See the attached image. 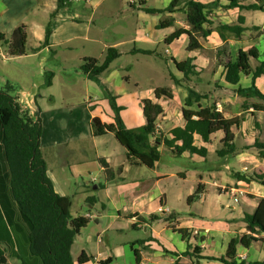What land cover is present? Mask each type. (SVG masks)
Returning a JSON list of instances; mask_svg holds the SVG:
<instances>
[{"label":"crops","instance_id":"obj_1","mask_svg":"<svg viewBox=\"0 0 264 264\" xmlns=\"http://www.w3.org/2000/svg\"><path fill=\"white\" fill-rule=\"evenodd\" d=\"M170 1L127 0V9L124 6V0H70L67 6L60 8H57V0H0V33L5 38H9L11 31L19 25H23L27 33L25 54L7 58L4 47V56L6 59H16L18 64L24 65V71L27 74L30 70L28 58L31 56H40L39 63L44 64L43 59L45 60L46 51L50 52L52 48L67 45L74 40L85 43L81 48L82 50L97 45L101 39L94 31L92 34L90 19L91 15L99 8L105 13L117 11L136 16L139 20L134 26V33L137 35L133 39L134 42L144 41L143 37L139 36L141 35L140 24L149 22L152 25V30L155 28L159 31L154 33L150 42L160 43L177 28H189L185 22L184 13L181 11L147 13L142 8L163 9ZM200 1L209 5L214 0ZM253 1L241 0V3L249 4ZM149 2L151 5H148ZM227 4L228 0H219L217 6L206 8L208 22L203 27L212 30L207 37L199 38L201 49L188 52L186 49L187 36L181 34L177 39L166 44L170 49H166L165 53H171L170 56L177 61L193 57L196 73L192 74L190 78L201 79L203 67L206 69L207 65L212 64L211 81L214 82V86H220L218 90L220 95L215 97L212 102L220 105L219 110L226 117H233L239 116L242 112L240 96L234 90L238 87H249L251 77L241 74L236 85L226 83L222 76V67L214 68L215 50L227 42L231 58L235 59L240 49L248 50L254 47L259 57L257 59L251 58L250 64L252 67L258 65L264 55V11L241 10L238 7L227 8ZM85 5H88L90 9ZM239 15L244 16L243 26L245 30L240 37L227 36L226 40L223 41L216 31L217 24L236 23ZM165 19H172L173 23L165 28H157L156 25ZM49 21L51 22V31L48 40L44 41L45 28ZM138 22L140 23L138 24ZM121 41L116 38L115 42H110L112 44L104 43L103 45L108 48L111 47L110 45H117ZM2 47L3 45L0 44V53ZM67 48L70 49V46ZM85 57L90 56L79 55V59ZM42 69L44 71L45 68ZM85 76L87 78L85 81L86 92L92 93L93 96L90 95L83 105L65 104L63 90L55 88L58 83L54 86L53 80L50 85H46L44 80L37 83L33 82L32 87H42L40 92L21 91L17 94L19 98L24 97L28 100L31 111L38 109L41 119L39 145L46 162L47 175L54 190L60 195L71 196V214L74 196L80 195L84 202L82 212L72 214L87 219L86 224L80 229L71 246V256L74 263L113 264L114 257H122L124 264H220L207 259L195 261L191 256L183 253L190 244L191 246L197 245L200 248V255L204 257L224 255L228 242L233 235L250 233L246 228L245 221L242 220V216L244 212H251L257 201L264 197L263 187L253 181L246 183L235 179L233 177L235 171L230 174L233 179L228 177L230 176L227 174L228 172L226 175H222L218 170L221 168L220 163L211 165L214 168L213 170L208 168V172L212 178V184L217 190H221L219 193L230 194L235 198L237 195H241L244 198V206L239 212L225 213L223 209L220 210L205 203V185L207 182L203 180L196 165L184 171L178 169L170 171L159 167L160 159L164 157L163 154L172 158L176 157L162 143L157 147L159 158L154 162L153 167L130 164L126 149L117 141L112 132L100 136H93L91 133L90 121L93 117H98L104 123L114 122L113 111L106 92L112 94L115 97L116 105L121 107L119 115L123 126L126 128L145 124L143 114V101L145 99L160 104L163 112L157 117L156 128L164 136H167L171 128L184 125L182 107L183 98L187 91L183 92L182 90V78L177 79L178 82L174 87L168 88L170 96L156 97L155 88L152 92L147 93L127 91L125 77L117 70L109 68L98 76L97 81L90 79L87 75ZM190 78L188 81L191 80ZM218 78L220 79L216 83ZM255 84L264 92V74L255 80ZM189 87L207 94L208 97L209 92L196 89L195 86L190 85ZM176 96L179 97L178 100ZM207 99L202 100L203 106L207 105L204 104V101L207 103ZM175 100L176 102H174ZM225 105L233 106L231 114L225 109ZM239 128H233L235 137L236 130ZM216 135L219 136L220 141L222 133L217 132L211 136L210 143H204L197 135L194 137L196 145L207 147L206 158L191 155L188 152H183L180 157L206 160L210 155L209 152H211L209 145L212 144V138ZM2 140L3 128L0 123V241L6 247L7 256L9 261L11 259V263L14 262L15 257L20 256L29 264H42L41 258L30 251L31 224L21 213L18 203L11 194L10 172ZM245 153L244 149L242 151L237 146V154L232 157V160L235 159V164L241 166L240 172L255 171L264 174V160L258 159L256 154L251 156L255 158L261 168L250 171L248 165L241 160L248 158L247 162H250L253 159L246 157ZM228 159H231V156L223 160L226 169L230 168ZM103 161L107 163L109 172H105ZM143 168H147L148 171ZM216 173H218V180L214 176ZM175 175L182 181H188L189 184H187V191L182 192L180 187L176 186V190L171 191V193H174L175 196L179 194L178 199L185 195L186 203L189 206H193L194 203L198 204V211L188 212V216L182 220L175 210H170L168 214L172 216L171 220L166 219L168 214H162L164 217L157 220V207L168 201V192L161 185V181ZM179 184L181 186L184 183ZM199 184L201 185V193L197 198L188 201L187 198L195 192ZM232 189H234L235 194L230 192ZM86 214L93 215V217L87 218ZM160 220H164L163 223H160ZM129 224L132 228L139 227L144 231H149L150 236L136 240L132 238L121 246H112L108 239V233L113 230L126 229ZM177 228L186 229L190 236L182 237L175 230ZM196 230L198 236L203 238L199 242L192 239ZM251 235L257 236L253 233ZM260 237L264 238V234H261ZM73 247L75 248V257L73 256ZM251 251L254 256H251ZM81 253L84 260L79 262L78 257ZM236 256L238 261L264 260V241H252L246 248L238 246Z\"/></svg>","mask_w":264,"mask_h":264},{"label":"trees","instance_id":"obj_2","mask_svg":"<svg viewBox=\"0 0 264 264\" xmlns=\"http://www.w3.org/2000/svg\"><path fill=\"white\" fill-rule=\"evenodd\" d=\"M70 0H57V8L67 6ZM219 0H214L207 5L200 0H171L163 9L143 7L147 13H173L181 11L185 15V22L188 29L177 28L173 33L164 39V44H169L177 39L181 34L187 36L186 49L193 52L202 48L199 38L207 37L212 29L204 28L207 23L206 8L215 7ZM227 8L238 7L245 10L264 11V0H254L252 3L243 4L241 0H228ZM173 23L172 19L160 21L157 28H165ZM244 16L239 15L236 23L217 24L216 31L220 38L225 41L227 36L240 37L245 27L243 26ZM51 31L49 21L45 28L44 41L48 40ZM27 33L23 25L15 27L9 36L0 33V44L6 48V57H16L25 54ZM149 53L150 50H141ZM119 55L115 47H108L104 59L100 62L96 58L85 57L82 59L80 69L92 80L97 81L99 75L109 69L111 62ZM259 57L256 48L239 50L235 59L231 58L228 43L225 42L215 50L214 68L222 67V76L226 83L236 85L241 74L250 75L251 85L246 88L238 87L234 92L243 98L241 110L251 108L250 114L253 116V142L244 148H254L256 157L264 160V92L260 90L255 80L264 74V55L258 65L252 67L250 59ZM193 57L177 61L172 58L176 69L182 73L183 79L188 80L189 76L196 73V66L193 64ZM178 80L176 79V83ZM46 85L50 84L47 79ZM13 86L6 84L0 88V123L3 128V146L6 153L7 164L10 172V188L14 200L18 203L21 213L31 224L30 231V251L41 258L42 264H75L71 256V246L80 229L86 224L87 219L80 216H73L70 213L71 196L60 195L54 188L46 171V162L42 156L39 138L41 135V119L38 109L31 111L28 107L19 102V96L12 95ZM156 97L161 95L170 96L169 89L155 88ZM109 104L113 111V123H104L98 117H93L90 121L91 133L93 136H100L112 132L117 141L126 149V155L130 164H142L149 168L159 158L157 147L163 144L169 148L176 157H180L183 152L191 155L207 157L208 150L204 145L194 143L195 135L199 136L204 143H210L211 136L217 132L222 133L219 141V148L215 153L220 158H228L237 154L235 135L233 128H239L243 116L226 117L222 111L212 102L202 105L207 94L187 87V93L183 98L182 116L183 126H176L169 130L164 136L156 128L157 117L163 112L160 104L145 99L143 101V114L145 124L126 128L123 126L119 111L120 106L115 103V97L106 92ZM250 98L257 101L249 102ZM105 172H109L108 165L103 161ZM233 177L246 183L256 182L264 189V174L252 172H234ZM201 185H197L195 192L187 200L190 201L198 197L201 193ZM168 220L172 216L168 214ZM242 220L246 223V228L250 232L235 234L228 242L224 255L218 257H204L200 255V248L197 245L187 246L184 255L191 256L195 261L207 259L220 264H264V260L246 262L237 260L236 249L238 246L246 248L252 241H264L261 234H264V197L257 201L255 208L251 212H244ZM182 237L190 236L184 228L175 229ZM256 234L257 236L251 235ZM195 241L203 238L194 234ZM191 250V251H189ZM82 253L78 261L82 262ZM14 264H29L22 257L14 258ZM9 261L7 250L0 241V264H13ZM177 264V263H175Z\"/></svg>","mask_w":264,"mask_h":264},{"label":"rangeland","instance_id":"obj_3","mask_svg":"<svg viewBox=\"0 0 264 264\" xmlns=\"http://www.w3.org/2000/svg\"><path fill=\"white\" fill-rule=\"evenodd\" d=\"M127 0H124V6L127 7ZM148 5H151L149 2ZM90 9L88 5H85ZM87 20V19H85ZM92 34L93 31L97 34L101 42L95 46H89L88 48L81 49L85 43L80 40H74L67 45H62L61 47L52 48V50L45 52V60L43 59L44 64L39 63L40 56H31L28 58L30 61V70L26 74L24 71V65L18 64L16 59H6L5 48H1L0 53V88H4L6 84L13 86L11 90L12 95L19 94L21 91L25 92H40L42 87H32L33 82L37 83L39 81H51L53 80L54 86L58 83V86L55 88L63 90L65 104L69 105H83L92 95V93L86 92V74L80 69L82 59H79V55L83 54L86 56L94 57L100 62L104 59L107 51V47L103 44L110 42H115L116 38L122 40L117 45H110L115 47L119 55L111 62L109 68L111 70H117L120 74L125 77V86L127 91H138V92H152L154 88H172L176 83V79L182 78L183 92L187 91L186 86H195L196 89L204 90L209 92L207 103L204 101V104H210L215 97L220 95L218 91L220 86H214V82L211 81L213 74L212 64L207 65L206 69L201 74V79L189 78L190 81L183 79L182 73L178 72L176 67L172 62L170 54H166L165 50L169 47L160 43H151L150 39L157 33L155 28L152 30V25L148 23L140 24V33L144 41L134 42L133 39L137 37L134 33L135 23L139 20L134 15H129L126 12H111L105 13L100 8L91 15ZM140 22H138L139 24ZM70 46V49L67 48ZM145 48V49H144ZM170 49V48H169ZM141 50H150L149 53H143ZM6 54V53H5ZM179 56V55H178ZM42 57V56H41ZM24 58V57H23ZM179 58V57H178ZM27 59V58H26ZM42 68H45L44 71ZM196 76V75H195ZM216 80L217 83L219 81ZM50 85V84H48ZM216 89V90H215ZM221 90V89H220ZM183 94V93H182ZM178 100L179 97L176 96ZM241 99V100H240ZM240 105L243 103L242 98ZM257 101L256 98H250L249 102ZM176 102V100L174 101ZM239 105V106H240ZM222 107V104H221ZM233 106H226L225 109L231 114V109ZM223 108V107H222ZM242 109V108H240ZM224 110V108H223ZM251 108L243 109L239 117L243 116L244 120L241 121L240 128L236 130V144L239 148L246 151V157L253 159L250 162H247L248 158L241 160L244 164H247L249 170L260 169V165L256 162L254 157H251L256 154L255 149L244 148L249 146L252 143L253 132V116L250 114ZM211 152L206 160L204 159H191L183 157H168L166 154H163L164 157L160 159L159 167L161 169H168L170 171L175 170H188L191 167L197 166V170L201 174L203 180L207 183L205 185V203L211 204V206L217 207L220 210H224L225 213L239 212V210L244 206L243 196L237 195L236 198L230 194L219 193L221 190L212 184V178L209 175L208 168H213L211 165L221 164L220 169H218L222 175L232 174V171H240L241 166L235 164V159L232 156L231 159H228L230 165L229 169L224 167V158H220L215 153V150L219 148V136H214L212 138V144L209 145ZM256 156V155H255ZM227 158V157H226ZM240 161V162H241ZM148 171L147 168H143ZM214 172H217L214 170ZM218 173L214 175L218 180ZM102 177V176H101ZM229 178L233 177L230 175ZM165 181V182H164ZM179 183H184L180 186ZM188 181L180 180L176 175L168 178L167 180L161 181V185L165 187L168 192V201L163 204L164 207H168L171 211L175 210L179 218L182 220L188 216V212H197L198 204L194 203L193 206H189L186 203V196L183 195L178 199L179 194L171 193V191L176 190V186L180 187L182 192L187 191ZM89 191V189H88ZM177 197L176 199L174 198ZM197 201V200H196ZM173 202V203H172ZM175 204V205H173ZM84 208V202L81 200V196H74L73 205H72V214L82 212ZM200 211V210H199ZM157 220L162 219V212L157 211ZM93 221V220H90ZM89 221V222H90ZM164 220H160V223H163ZM149 231H144L142 228H132L131 225H128V228L113 230L108 233V239L112 246H121L131 240L132 238L143 239L150 236ZM75 247V246H74ZM73 249V256L75 257V248ZM251 256H254V253L251 251ZM11 261V259H10ZM113 264H124V258L114 257Z\"/></svg>","mask_w":264,"mask_h":264},{"label":"built area","instance_id":"obj_4","mask_svg":"<svg viewBox=\"0 0 264 264\" xmlns=\"http://www.w3.org/2000/svg\"><path fill=\"white\" fill-rule=\"evenodd\" d=\"M131 1H133V0H131ZM19 102H20L21 104H23L24 106L28 107L29 109L31 108L30 105H29V102H28V100H27L26 98H24V97H20V98H19ZM216 107L219 109V108H220V105H219V104H216ZM230 192H231L232 194H235L234 189L230 190ZM157 211H160V212H162L163 214H168V213H170V209H169L168 207H164L163 205H159V206L157 207ZM86 217H87V218H91V217H93V215L86 214ZM197 233H198V231L196 230V231L194 232V234H197Z\"/></svg>","mask_w":264,"mask_h":264}]
</instances>
